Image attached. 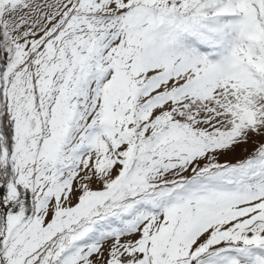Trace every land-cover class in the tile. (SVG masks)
I'll list each match as a JSON object with an SVG mask.
<instances>
[{"label": "snow or ice", "instance_id": "6c2138e0", "mask_svg": "<svg viewBox=\"0 0 264 264\" xmlns=\"http://www.w3.org/2000/svg\"><path fill=\"white\" fill-rule=\"evenodd\" d=\"M0 264H264V0H0Z\"/></svg>", "mask_w": 264, "mask_h": 264}]
</instances>
